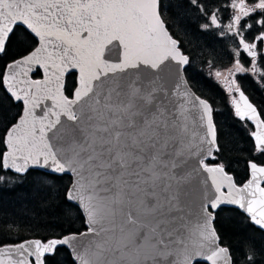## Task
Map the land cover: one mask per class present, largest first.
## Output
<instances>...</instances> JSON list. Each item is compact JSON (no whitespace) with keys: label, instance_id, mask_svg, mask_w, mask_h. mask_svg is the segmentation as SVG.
Wrapping results in <instances>:
<instances>
[{"label":"snow or ice","instance_id":"obj_1","mask_svg":"<svg viewBox=\"0 0 264 264\" xmlns=\"http://www.w3.org/2000/svg\"><path fill=\"white\" fill-rule=\"evenodd\" d=\"M188 6L230 37L229 75L264 80V0ZM190 63L161 0H0V184L31 178L64 221L19 242L0 228V264H264V246H221L216 224L235 206L264 235V119L237 85L235 116L255 125L238 185Z\"/></svg>","mask_w":264,"mask_h":264},{"label":"trees","instance_id":"obj_2","mask_svg":"<svg viewBox=\"0 0 264 264\" xmlns=\"http://www.w3.org/2000/svg\"><path fill=\"white\" fill-rule=\"evenodd\" d=\"M161 12L174 37L182 42V50L190 57L191 63L184 73L188 84L214 108L213 120L218 131L222 158L230 164L227 170L234 180L241 184L249 175L246 158L254 154L251 151L254 141L250 136L253 126L235 116L229 100L230 93L214 80L215 71L227 70L235 64L230 37H222L215 29L210 32L201 29L202 21L190 10L188 0H161ZM240 59L244 67H250L244 53ZM257 65L264 72V60L260 56ZM236 79L237 85L256 106L261 119H264V87L261 86L264 80L257 79L251 71L238 74ZM46 199V193L37 191L31 178L15 184H0V228L12 226L10 239L16 242L40 238L48 228L55 227L59 231L56 225L63 226L64 221L59 218L58 211L41 207V202ZM216 224L223 246L227 244L232 249H238L246 240H255L257 247L264 246V235L247 227L244 214L234 207H225Z\"/></svg>","mask_w":264,"mask_h":264},{"label":"rangeland","instance_id":"obj_3","mask_svg":"<svg viewBox=\"0 0 264 264\" xmlns=\"http://www.w3.org/2000/svg\"><path fill=\"white\" fill-rule=\"evenodd\" d=\"M257 67H258V65H257ZM230 69H233L234 70V66L232 67V68H230ZM217 71H219L220 73H221V76L218 78V77H216V75L214 76V80L217 82V83H219V85H221L224 89L226 88V89H228V87H229V82L231 81V80H235V78H236V75L238 74V73H235L234 75H229V69H227V70H217ZM217 71H215L214 73H216ZM254 76L257 78V79H261L260 78V75L257 73V74H254ZM237 85V83L235 84V85H233V86H236ZM233 98H235V99H237V95H236V93H231L230 95H229V100L231 101Z\"/></svg>","mask_w":264,"mask_h":264},{"label":"water","instance_id":"obj_4","mask_svg":"<svg viewBox=\"0 0 264 264\" xmlns=\"http://www.w3.org/2000/svg\"><path fill=\"white\" fill-rule=\"evenodd\" d=\"M184 77H185V75H184ZM185 80H186V82L188 83V81H187V79H186V77H185ZM188 86H189V88L195 93V91L190 87V85L188 84ZM240 90L241 91H243L241 88H240ZM235 91V90H234ZM196 94V93H195ZM236 94H237V100L239 99V93H237L236 92ZM245 94V93H244ZM196 95H198V94H196ZM246 95V94H245ZM247 96V95H246ZM248 97V96H247ZM201 98H203V97H201ZM249 99V98H248ZM249 101H250V99H249ZM251 102V101H250ZM252 103V102H251ZM253 104V103H252ZM254 105V104H253ZM255 106V105H254ZM256 107V106H255ZM258 111V110H257ZM259 113V112H258ZM249 123H251V125L253 126V131L255 130V125L251 122V121H248ZM248 173H249V171H248ZM248 178H250V174L248 175ZM247 178V179H248ZM247 179L243 182V183H245L246 181H247ZM243 183H241V184H238V185H242ZM225 207H234L235 208V206H225ZM239 210V209H238ZM30 239H32V238H30ZM221 246H223V245H221Z\"/></svg>","mask_w":264,"mask_h":264},{"label":"flooded vegetation","instance_id":"obj_5","mask_svg":"<svg viewBox=\"0 0 264 264\" xmlns=\"http://www.w3.org/2000/svg\"><path fill=\"white\" fill-rule=\"evenodd\" d=\"M259 49H264V43H261L260 45H259ZM245 55H246V58L249 60V62H250V67H246V68H248V69H250L251 68V58L250 57H248L247 56V54L246 53H244ZM258 58H259V55H258ZM258 58H257V60H258ZM242 63V62H241ZM243 64V63H242ZM244 65V64H243ZM230 69V68H229ZM248 72H250V71H248ZM238 74H244V73H238ZM237 74V75H238ZM237 75H236V78H237ZM235 78V81H236V83H237V79ZM232 81V80H231ZM231 81L228 83L229 85L231 84ZM232 86V89L233 90H235V87L236 86H233V85H231ZM226 89V88H225Z\"/></svg>","mask_w":264,"mask_h":264}]
</instances>
